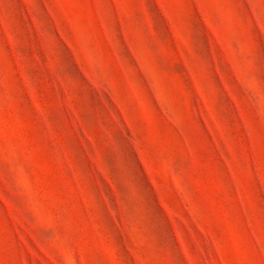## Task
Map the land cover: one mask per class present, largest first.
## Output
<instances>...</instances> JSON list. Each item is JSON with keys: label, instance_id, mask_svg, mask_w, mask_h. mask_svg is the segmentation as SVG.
Returning <instances> with one entry per match:
<instances>
[{"label": "rangeland", "instance_id": "1", "mask_svg": "<svg viewBox=\"0 0 264 264\" xmlns=\"http://www.w3.org/2000/svg\"><path fill=\"white\" fill-rule=\"evenodd\" d=\"M0 264H264V0H0Z\"/></svg>", "mask_w": 264, "mask_h": 264}]
</instances>
